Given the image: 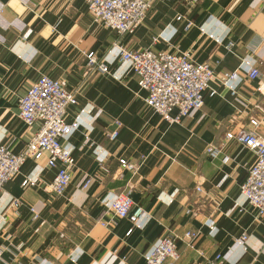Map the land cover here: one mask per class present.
Instances as JSON below:
<instances>
[{
  "label": "crops",
  "instance_id": "0c3cea01",
  "mask_svg": "<svg viewBox=\"0 0 264 264\" xmlns=\"http://www.w3.org/2000/svg\"><path fill=\"white\" fill-rule=\"evenodd\" d=\"M117 46L190 51L217 74L237 69L230 84L236 92L213 79L201 109L169 124L145 105L146 92L130 64L118 60ZM89 52L106 62L107 73L87 69ZM252 67L264 75L259 0H199L191 7L153 0L142 24L125 34L95 22L86 0H0V144L17 153L35 131L19 120L17 104L40 74L74 92L66 121L78 123L62 139L75 159L63 192L45 188L55 173L45 153L25 159L4 183L0 264H144L167 234L177 236V264H217V254L218 264H264V216L240 190L255 155L224 137L248 126L250 116H264L260 77L248 78ZM209 146L220 151L209 153ZM122 158L136 171L122 168ZM24 177L34 184L22 187ZM84 177L91 178L86 188ZM126 192L144 209L133 226L101 202Z\"/></svg>",
  "mask_w": 264,
  "mask_h": 264
},
{
  "label": "built area",
  "instance_id": "2783aa9c",
  "mask_svg": "<svg viewBox=\"0 0 264 264\" xmlns=\"http://www.w3.org/2000/svg\"><path fill=\"white\" fill-rule=\"evenodd\" d=\"M199 0H184L189 7ZM87 7L95 22L117 32L125 34L139 27L150 8L153 0H86ZM264 5V0H259ZM184 19L183 15L177 16ZM192 25L187 20L185 28ZM228 44L227 47H230ZM118 48V60L127 62L138 77L139 87L146 92L144 103L152 108L169 124H178L185 117L192 116L204 104V92L213 79L227 86L234 94L235 88L230 84L237 78L238 70L224 71L219 74L206 62H195L190 51H154L149 48L130 50L122 46ZM87 69L100 74L108 71L106 62L97 59L93 52L86 54ZM257 90L264 95V75L261 76L257 67H252L248 78H259ZM214 91H210L213 95ZM74 92L67 90L57 79L40 74L30 83L18 99L17 117L27 126H36L24 148L14 153L5 145L0 144V192L6 181L19 172L25 159H38L43 153L47 155L46 166L55 169L53 179L45 188L61 193L71 183L75 159L72 152L65 149L62 139L78 127L77 121L67 122L66 115L70 104L74 102ZM176 114L172 115V111ZM264 126V116H250L248 126L240 128L236 133L227 131L226 140H233L251 150L255 159L247 168L240 190L247 203L256 208L259 216H264V134L260 132ZM117 131L110 138L117 136ZM220 149L213 146L207 152L215 153ZM122 168L136 171V165L123 158L119 160ZM91 178L84 177L80 183L82 188L90 185ZM202 180L196 184L195 190L202 191ZM33 179L24 177L21 186L33 185ZM102 204L120 218H127L132 226L144 215V209L135 205L129 192L106 195ZM16 202H12L15 206ZM210 228L213 222L207 223ZM131 230V229H130ZM194 233L187 232L186 238ZM243 235L239 241H244ZM180 255L177 250V236L167 234L157 240L144 258V264H177ZM217 264L221 255L215 256Z\"/></svg>",
  "mask_w": 264,
  "mask_h": 264
}]
</instances>
